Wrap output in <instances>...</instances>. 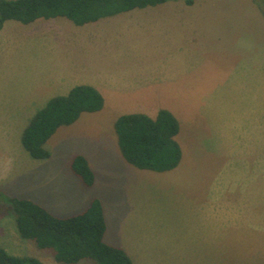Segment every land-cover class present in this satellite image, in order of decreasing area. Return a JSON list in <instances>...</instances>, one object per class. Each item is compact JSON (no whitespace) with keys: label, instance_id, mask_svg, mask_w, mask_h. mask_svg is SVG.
Listing matches in <instances>:
<instances>
[{"label":"rangeland","instance_id":"obj_1","mask_svg":"<svg viewBox=\"0 0 264 264\" xmlns=\"http://www.w3.org/2000/svg\"><path fill=\"white\" fill-rule=\"evenodd\" d=\"M193 1L197 50L147 66L149 78L161 72L166 83L138 88L143 70L136 69L131 54L156 49L144 46L142 38H136V47L124 34L108 41L92 36L91 45L73 48L91 69L94 52L116 55L110 74L115 80L102 83L100 111L83 113L47 140L46 159L29 155L23 128L60 97L56 86L65 72L56 59L69 48L68 35H86L95 25L83 29L66 18L28 25L7 21L0 32V247L10 255L64 264L53 249H40L20 235L8 199L31 200L59 218L82 214L98 200L107 222L104 242L123 249L132 264H264V15L254 0ZM220 19L233 23L218 24ZM230 28L243 32L230 33ZM250 33L260 44L246 50V58L252 60L256 48L263 57L257 86L239 79L241 51L237 56L215 52L217 38L234 41ZM100 68L109 71L106 62ZM38 82L48 89L46 100L34 97ZM160 110L177 115L183 157L169 172L140 170L122 156L115 124L123 115L154 117ZM80 157L94 175L92 186L72 168Z\"/></svg>","mask_w":264,"mask_h":264},{"label":"trees","instance_id":"obj_2","mask_svg":"<svg viewBox=\"0 0 264 264\" xmlns=\"http://www.w3.org/2000/svg\"><path fill=\"white\" fill-rule=\"evenodd\" d=\"M178 0H0V31L7 21L28 25L39 19L66 18L77 26L95 23L135 9L155 7ZM194 4L193 0H184ZM264 15V6L254 0ZM104 98L90 86L74 88L67 96L56 97L31 121L23 134V145L34 159L50 157L47 140L62 126L74 124L83 113L100 111ZM115 131L124 159L140 170L169 172L181 163L183 152L176 140L180 132L177 118L161 110L156 118L145 114L121 116ZM86 186L94 175L84 157L72 165ZM20 235L36 242L40 249H53L56 261L77 264L92 259L98 264H132L121 248L104 242L107 222L101 202L95 200L82 214L59 218L28 199L10 198ZM0 264H44L34 257L10 255L0 247Z\"/></svg>","mask_w":264,"mask_h":264},{"label":"crops","instance_id":"obj_3","mask_svg":"<svg viewBox=\"0 0 264 264\" xmlns=\"http://www.w3.org/2000/svg\"><path fill=\"white\" fill-rule=\"evenodd\" d=\"M165 5L171 8H166ZM175 5L176 3L174 2L173 3L167 2L155 7H147L145 9H135L129 12L118 14L116 16L104 18L107 20L101 19L95 23H89L84 26H77L69 20L75 26L82 27L83 29H86L87 27H89V25L90 26L95 25V26L93 28L85 30L84 32L88 33L86 35L80 32L73 35H68L69 48L67 50H64L61 56H58L56 59V62H58L59 67L62 68L63 72H65L63 74L64 75L63 78H65V80L62 83H58L56 86L57 95L60 97L63 95L67 96L74 88L80 86H90L102 93L103 92L102 83L106 81L109 84H111L110 80H115L114 77L110 75L111 65L112 63H116L118 61V57L116 55L111 57L110 54L103 56L100 53L96 55L94 52V56H91V58L93 57V59L90 60V62L93 63L94 69H91L85 66L86 60L84 61L78 60V57L75 56L73 52V48L75 49V51H77L78 46H80L84 42H85V46H87L90 40L101 39L108 41L110 38L113 39L119 38L120 35L122 34L131 36L135 40L136 47H139V44L136 45V38H142L143 40L142 42L144 46L147 45L156 46V49L154 50L152 49L144 50V51L137 50L138 51L137 53L131 54L132 58L135 60L137 64L136 69L143 70L142 75L144 77V82L140 87L138 83V88L148 87L149 84L151 85L150 87H154L156 85L166 83V79L168 77H166V75H163V73L161 72L159 73L154 72L152 74V77L149 78L148 77L149 68L147 66L150 63L152 64L154 63L156 66H159L162 63H165V61L185 53L187 50L189 52H192L190 48L197 50V48H195V41L199 33V28H198L199 21H198V17H196L198 15L196 12L193 11L194 9L193 7L195 5L194 4L189 5L187 3L185 4L178 3V5L180 6L177 7ZM102 20L105 22H102ZM231 23L233 22L223 19H220V21L218 22V24H225V25ZM133 24H136V26L139 28L137 27L133 28ZM4 27L5 25L3 26V29ZM129 30H134L138 32L131 33L129 32ZM97 31L101 33L94 34ZM205 31L207 35L208 33H210L209 30H205ZM229 31L230 33L232 32L234 33L236 31L243 32L239 28H236V30L230 28ZM92 36L95 37L96 39L93 38ZM217 39L218 40H216L215 52H217L218 54L220 53L224 55L225 52L228 54V50H230L229 51L230 53H233L234 56H237L240 55V52L236 54L237 49L242 52L243 66H241L238 70L242 72L243 77H239V79L242 80V78H244L246 82L257 86L259 84L260 68L263 61V57H261L256 53L257 48L254 49L253 51L255 56L252 60L246 58L245 56L246 50L255 47V45L257 47L259 46L260 43L259 44L257 43L259 42L257 35H252L250 33L247 39H245V37H237L236 40L234 41L233 40L228 41V39H220V38ZM233 43L236 44L237 48L231 46V44ZM80 47H82V45ZM189 52H187V55L190 54ZM94 60L98 63L95 64ZM105 62L109 67V71H105L103 69L101 70L100 68V66H102V64ZM138 62H142L143 64L140 65ZM144 66L146 67L144 68ZM137 75H141V74L137 73ZM58 87L60 89L57 90ZM138 88H132V89H138ZM117 89L118 88H114L113 90H117ZM32 91H34V97H37V99H42V100L47 99L46 92L48 91V89L45 88L43 84L38 82L35 86H32ZM38 92H42V96L37 95ZM159 112L157 113V115L159 114ZM157 115L154 117H151L149 115L148 116L151 118H156ZM175 117H177V115ZM21 118L22 117H18L19 120ZM26 129H27V123L25 124L23 130L25 131Z\"/></svg>","mask_w":264,"mask_h":264}]
</instances>
